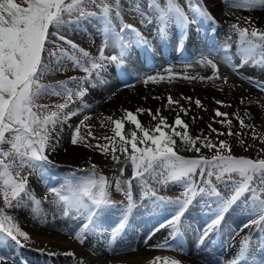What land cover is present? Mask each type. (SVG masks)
<instances>
[{
  "label": "snow or ice",
  "instance_id": "obj_1",
  "mask_svg": "<svg viewBox=\"0 0 264 264\" xmlns=\"http://www.w3.org/2000/svg\"><path fill=\"white\" fill-rule=\"evenodd\" d=\"M130 10L140 17L141 24H156V34L162 43L167 42L168 31L175 24L181 31L182 39H186L190 25L198 23L197 17L216 25L215 18L210 14L201 0H186L189 9L194 13L190 18L176 0H166L162 6L157 0H147L148 12L142 10L140 3L132 4L128 0ZM229 7L254 10L259 5L264 7V0H225ZM93 7L97 11H93ZM122 0H0V198L3 207H0V264H18L10 254H5L3 249L14 244L17 248H24L31 241L28 233L23 231L14 216L9 215L12 209H27L37 223H47V215H42L41 199L34 195L29 187V176L36 175L42 180L46 178L53 161L49 155L56 152L61 144L65 125L73 118L91 108L84 101L89 88L97 87L103 83L102 73L107 71L108 65L117 67L122 78L130 75L147 85L162 81L171 82L180 74L173 72L172 66L164 69L168 75L157 73L155 75L141 76L139 72L131 74L124 70V66L131 63L132 49L144 50L148 53L154 50L152 42L133 24L124 22L122 16ZM95 19L98 23V32L101 34L102 43L99 55L93 57L88 51L80 48L75 42L68 39L65 31L78 30L84 20ZM239 20V18H237ZM115 21H119L117 29ZM245 22L251 25L249 18ZM231 31L237 36V55L240 63H235L230 54L231 45L225 44L219 50L209 48L208 52H200L194 61L187 62L212 69L211 76H192L185 73L181 78L185 80L217 81L222 80L223 85L228 84V77L220 75L217 63L209 57L220 55L221 60L236 73L237 76L249 85L264 93V81H258L254 77L241 76L240 69L246 65L254 66L264 71V30L254 25L240 27L238 23L231 24ZM231 35L228 39L231 40ZM113 48L116 51L106 55L105 50ZM70 50V51H69ZM177 51L183 48L178 45ZM68 62L73 69H78L86 75L83 77H70L66 81H58L56 84H44L42 79L49 74L62 73L67 70ZM69 85H72L70 87ZM87 85V87H86ZM223 85L220 90L223 91ZM130 86V85H125ZM60 97L62 103H43L46 97ZM191 100L190 97H181ZM157 99V97H154ZM76 101L79 107L69 110ZM249 104H259L260 100L247 101ZM241 104L245 100L241 98ZM168 104H179L178 100L168 97ZM197 107H203L200 100H196ZM217 104L224 107L223 101ZM181 111L188 114V109L181 107ZM147 112L151 117L146 126L138 119L139 114ZM157 109L153 113L151 109L138 108L136 113L124 111L121 118L113 119L106 116L101 122V128L111 131L97 137L90 130L91 125L85 122L90 120L89 115H84L80 122L73 128L70 136L72 145L83 144L87 148L98 149L104 156L109 155L111 146V159L116 164L130 163L132 177L128 180L116 179L115 191L123 194L127 204H122L119 209V219L114 225H106L105 216L108 211L116 208V202L111 200L109 189L110 182L100 175L97 178V165L92 163V171L85 176L78 173L85 169H70L63 178L60 186L49 187L44 196V201L58 209L62 207V215L67 217L74 213L73 219H82V223L69 233L70 238L83 245L92 235H107L108 247L115 250L113 245L123 239L131 226V217L138 206L145 199L153 203L171 205L170 215L163 222L156 225L145 237V244L162 228L169 227L168 237L161 243L150 247L158 250H172L169 239L177 240L182 245L184 231L191 225L184 224L182 218L197 197H201L207 203L211 211V219L202 227L197 228L199 233L198 246L203 245L210 235L218 232L226 215L238 202H242L245 214L255 217L244 223L239 231L250 228L252 225L259 227L264 223V158L236 157L232 154L233 145L228 140L213 142L209 136L193 137L188 131V125L176 116L174 123L169 124L166 117L159 115ZM228 113L216 109L215 118L223 117V120L215 122L223 124L227 129V136L241 135V132L233 133L232 120L228 119ZM245 117H250L245 112ZM239 121L241 130L251 129L252 139H259L264 144V136L257 132V125L246 124L239 113L234 114ZM106 121L112 127L107 129ZM152 121H157L152 126ZM125 122L134 126L128 135L125 134ZM70 126V125H69ZM89 129L87 135L81 133V127ZM208 127L218 136H224L225 132H218ZM183 131H178L177 129ZM138 133L141 135L138 136ZM130 135V139H129ZM87 138L94 140H106L107 144L87 143ZM118 138V139H117ZM176 138H179L177 140ZM239 145L245 147L243 139ZM130 146V151H129ZM201 149L213 152L209 158L201 155ZM181 150L194 152L197 155L191 158L181 156ZM264 152V149L260 150ZM120 152L124 160L116 155ZM122 177L125 168L119 169ZM149 179L162 185L178 184L183 188L181 197L169 200L157 196L156 190L149 183ZM140 187V201L133 198V181ZM222 185L229 195L225 196L221 190ZM48 195L53 199L48 200ZM247 196V199L244 197ZM236 234H239L238 232ZM234 239L233 237H230ZM251 237L242 238L238 255L230 264H240L244 261H252L249 256ZM176 250H182L179 247ZM131 251H137L132 248ZM54 255V253H52ZM65 255L75 257L72 251ZM181 264V262L169 257H153L147 264ZM23 264V262H20ZM82 264V262H81ZM252 264H255L252 261Z\"/></svg>",
  "mask_w": 264,
  "mask_h": 264
},
{
  "label": "bare ground",
  "instance_id": "obj_2",
  "mask_svg": "<svg viewBox=\"0 0 264 264\" xmlns=\"http://www.w3.org/2000/svg\"><path fill=\"white\" fill-rule=\"evenodd\" d=\"M205 1L206 2L208 1L207 2V5H209L208 11L212 13L211 15L215 16V18L217 19L215 21H218V19H220L221 21H225L228 25V27H226L224 30H219L217 32L216 37H218L217 39H219L220 37V40L216 42L215 45L213 44V46L211 47L212 49L218 50L226 43L231 45V48H236L237 46H235L234 44L237 45L236 42L237 36L232 33L230 26L233 23H238L240 27H247L249 23L245 22V18H249L251 24L255 25L256 27L264 28V7L262 6L257 5L254 8V10H251L253 12H250L249 16L248 15L242 16L240 13H238L239 9L242 8L229 7L226 5L225 1L223 0H205ZM205 3L203 2L202 4L206 7ZM133 13L135 14L134 11ZM237 18H239V20ZM124 21L125 22L127 21V23L132 24L131 19L126 15ZM211 27L212 24L210 22L208 21L206 22L204 19H199L198 23L190 25V28L188 30V35L190 34L191 38L188 39L187 37L186 39H182V37L179 36L178 29H175V27L173 26L169 30V36L170 37L172 36L171 38L172 41L169 42L170 44H168L167 42L164 43L162 49L161 46L163 43L161 42L159 37L152 35L151 37H149V40L152 42L154 47L153 53H157L158 48L163 50V52H160L157 55H160L162 53L165 57L167 54L172 53V56L167 55V57H165L164 60L172 61L174 65L177 62V60H179L176 59L177 55L174 53L175 50L177 51V46L180 45L182 47L181 43L186 42L187 43L186 49H188L190 47L189 41H191V46H192L191 48L194 49H191L189 51L191 52V54L195 59L198 57V54L200 52H205V53L208 52L209 48L206 49L207 48L206 46L204 50L200 46L198 41H200L201 38H209L214 35L213 32L207 30ZM198 32L200 33L198 34ZM229 35H231L232 37L231 40L228 39ZM197 47L199 49H197ZM184 50L185 48H183V51ZM131 51H132V58H134V56L136 55L135 50L132 49ZM182 52H180V54ZM215 57L217 59L216 61L219 62L221 66L220 73L222 71L223 73L226 74L227 77L230 78V86L227 87L226 89L223 88V91H221L220 90L221 86L218 88L217 87L218 85L214 81H204L205 83L200 86L204 88V90L199 91V94L201 93V96L210 97L209 100H211L212 97H216L217 94L219 95L218 97L222 98V100L241 99V98L248 99L249 97L252 98L254 97L255 99L260 100L262 103H264V93H261L257 89H252L247 85L246 82L238 79L234 75V72L231 70V68L228 67L221 60V56L219 58L218 55H215ZM234 59L235 61L240 63V60L238 58L234 57ZM139 60L140 59H137L136 62L138 63ZM141 65L142 63H139L138 69L135 70L136 72L139 70ZM135 66L133 63L129 68L125 70L131 74ZM142 66H141L142 69L140 70L139 73L146 71V68ZM202 67L203 69L201 70V72L204 73V77L212 75V69L210 70V67H205V66ZM207 69L210 71L208 72ZM242 71L250 77H254V78L264 77V71H261L259 68L254 66L246 65L243 68H241V72ZM113 73L114 71L110 67L107 68V71L102 73L104 82L98 83L97 87L88 89V94L85 95V100H87V102H90V104L94 105L95 102H98L100 100L102 102L103 100L102 102L103 104L102 103L101 104L103 105L104 108H106L111 106L110 104L115 105L120 100H122V95L128 97L126 95H128L130 91H128L129 89L128 90L126 89L125 91L122 90L118 92L120 93L121 96L119 95L117 99L113 98V99H109V101L106 100L108 99V94L111 92L112 85L116 84L114 81H119L113 75ZM133 77L134 76L130 75L127 79L130 80L133 79ZM58 81L59 80L57 79H52L50 81H45L43 83L56 84ZM193 81L195 80H192L191 82L196 86L197 81L196 82ZM182 83L176 82V84H174L175 88L177 87L180 88V84ZM142 84L144 83L142 82ZM163 85H168V83H161V86ZM185 87L186 86L182 88ZM171 88L175 89L174 87ZM141 92L142 90L140 88L137 91V93L132 97L138 98ZM160 101L162 100L159 99V101L157 102L149 100V106H152L155 110L159 109L160 110L159 115L166 117L168 122H170L169 120L173 118L171 117V115H175V117L179 115L180 118L187 124V120L185 117L186 115L184 116L180 112L177 113L179 109L175 110L173 108H169ZM209 105H211V103ZM151 110L153 113H155L153 109ZM118 112L120 114L122 110H118ZM138 119L142 122V124L148 126L151 117L148 115L147 112H144L143 114L138 113ZM155 123H157V121H152V124ZM201 124L202 122H199L196 123L195 126H201ZM195 126L193 124H190V127L188 128V131L190 130L189 132L190 135L194 133V128L195 129L197 128ZM67 129L68 127L67 125H65V130L62 135L61 144L58 147L57 151L50 154V156L53 161H57L59 163L68 164V165H74L76 167L78 163L82 162L81 155L84 154L85 152L83 149L82 150L80 148L76 149V147H72L69 143L67 144L65 140V131H67ZM179 131H183V130L180 129ZM204 150L201 149V154L205 153ZM183 151L188 153H194L186 150ZM98 160L100 163L103 164L111 163L110 159H104L103 161H100V159ZM54 172L53 174L50 171L48 173L52 175V180H47V179L42 180L40 177L36 175H31L30 177H32V179L31 182H29V187L34 191V195L37 198L41 199L42 215L43 214L47 215L48 222L46 224L37 223V221L33 219L32 215L27 209L16 210L17 212L15 211L14 218L18 222L21 229L26 233H28L31 237V241L24 248H17L15 247L14 244H11L6 249H3L5 254H10L12 257H14L18 262V264H20V262H23V264H32V263L81 264V262L82 264H147L149 260H151L153 257L156 256H160L162 258L163 257L174 258L179 260L181 264H207L211 262L210 259L218 260L219 264H230L233 258L238 255L240 248L239 243L241 245V241L243 237L245 236L251 237V245H250V249H251V246L256 247L258 245L255 232H260V234L264 233V223L261 225L260 228L259 227L255 228V225H252L250 228L243 229L244 231H239L240 230L238 229L239 226L236 227L235 230H232V227L233 226L235 227L237 225L236 224L237 221L243 218L253 217L246 215L245 208L241 207L240 205V207L238 208L240 213L237 215V217H231L227 221H224L227 222L228 225L221 227L222 230L220 232L213 233L208 237L207 240H205L203 245L198 246L197 241H198L199 233L196 231V229L202 227L203 224L211 216V211L208 208L207 203L204 201V199L199 198L197 201H195L194 204L191 205V207L185 213L184 216V218H186L184 219L186 225H191L190 229L184 231V233L188 234L186 237L190 243L189 250H187L186 253L178 252L174 250L172 251L171 250L158 251L156 249L154 250L150 246L163 242L167 237L170 228L169 227L162 228L148 241L147 245L144 242L145 237L148 235L149 230L154 223H156L160 219H165L166 217H168V215H170L169 209L172 206L171 205L161 206L159 203H153L151 200H147V201L144 200L142 203H138V206L135 209V213H133L131 217V226L128 229L127 234L123 237L122 241L118 240L113 247L115 248V246H117L116 244L120 243L118 247L120 246L121 248H119L118 252L116 248L114 253L109 254L106 247H104L105 242L106 244H108L107 235H104L103 237L100 234L92 235L83 245H81L76 240L70 238L69 233H71L73 230H75L78 227V225L82 222V219H73V215H75L74 213H70L67 217H65L62 215V211H61L63 207L62 205L61 208L58 209L56 206L44 201V196L47 191V188L60 186L63 182V178L65 177V175H62L64 174V172H58V173H54ZM54 174H57V176L54 177ZM135 186H136V192L134 197L135 200L139 202L140 194H141L140 187L137 184V182ZM47 199L50 201L53 199V196L48 195ZM244 199H247V196H245ZM121 206L122 203L117 205L116 208H113L107 212L105 216L106 225H111V223L114 220H117L116 217H118L119 219V209L121 208ZM237 232L239 234H236ZM233 236L234 239H231L230 237ZM218 238H220V240H218ZM132 248H136L137 251H131ZM257 250L260 251L255 252L250 250L248 254L251 256L252 261H254L255 264L262 263V261L264 260V250L263 251L262 249H257ZM68 251H72L75 254V257L73 258L65 255V253H67ZM52 253H54V255H52ZM188 254L191 256L190 258L184 257V255H188ZM258 255L259 258L256 259ZM252 261H248V264H252ZM160 264H164L163 259L161 260ZM168 264H170V260Z\"/></svg>",
  "mask_w": 264,
  "mask_h": 264
},
{
  "label": "rangeland",
  "instance_id": "obj_3",
  "mask_svg": "<svg viewBox=\"0 0 264 264\" xmlns=\"http://www.w3.org/2000/svg\"><path fill=\"white\" fill-rule=\"evenodd\" d=\"M165 1L166 0H157V2L161 5H164ZM177 1H178V4L184 9V11L191 18L194 15V13L189 9L186 1L185 0H177ZM223 1H225V0H223ZM138 2L140 3L142 10L145 12H148L147 0H138ZM201 2L205 3L206 1L201 0ZM207 2L205 3V5H206V8L208 10L209 5H207ZM229 2H231V0H229ZM135 3H137V0H132V4L134 5ZM122 4H123L122 13L124 15H126L127 17H129L132 20V22L135 24V26L141 28L142 31L147 35L157 36L155 26L153 28H151L152 26H149V24H141L140 23V17L136 13L134 14L133 11L130 10V5H129L128 0H122ZM92 10L97 11V9H95L94 7ZM250 12H253V11L244 10L243 8L239 9V11H238V13H240L242 16H244V15L249 16ZM210 14H212V13L210 12ZM212 16L215 18L214 15H212ZM199 19H201V18L197 17V20H199ZM215 20H217V19L215 18ZM115 22L116 21L114 20V23ZM216 22H217L216 25L215 26L212 25V27H211L214 30H216L218 28L221 30H224L226 27H228V25L225 21H221L220 19H218V21H216ZM152 25H155V22ZM251 25H253V24H251ZM251 25L248 24L247 27H251ZM211 28H209L207 30L210 31ZM257 28L264 30L263 27H257ZM97 29H98V23L95 19L84 20L81 22L80 28L78 30H73V31H67L66 30L65 35H67L68 39L75 42L80 48H83L84 50L88 51L93 57H96L99 55V49H100L101 43H102V40L100 39V34H99ZM149 37H151V36H149ZM219 40H220V37H219V39L216 40V42H218ZM198 43H200V41H198ZM211 43H209V46L211 45ZM234 45L237 46L236 44H234ZM110 49L113 50V48H109V49L105 50L106 55H110L109 54L111 52ZM189 49H191V48H189ZM230 54L233 55V59H234V57H236L240 60L239 56L237 55V47L236 48H230ZM218 56L220 58V55H218ZM191 57H193L191 52L185 51L184 54L181 55L180 58H176L179 60H177V62L174 65H173L172 61L156 62L155 60H151V61L142 60V65H144V66H142V65L141 66L145 67L146 71L141 72L140 73L141 76L155 75L157 73H161V74H164L167 76L168 74L164 72V69L168 66H171V65L173 68V72L178 73L180 75L177 76L175 79H173L171 82L162 81L159 83H149L147 85L142 84V79H137L135 76L133 77V79H130V80L125 79V78L122 79L120 76H118L119 81H114L116 84L112 85L111 92H110L111 94L110 93H109L110 95L108 94V99H106V100L109 101V99H113V98L117 99L120 95V93H118V92H120L122 90L125 91L126 89L127 90L129 89L128 91H130V92L128 95H126L128 97H125L124 95H122V100H120L115 105L110 104L111 106L104 108L102 105L103 100H102V102H101V100L98 102H95V104L92 105V104H90V102H87V100H85V96H84V98H83L84 101H86L87 104L91 105V108L86 110V111L81 112L80 115L73 117L68 122V125H67L68 129H67V131H65V140H66L67 144L69 143L72 147H76V149L80 148L81 150L82 149L84 150L85 153L81 155L82 156V159H81L82 162L78 163L77 166L75 167L74 165H68V164L59 163L57 161H53L51 159V156L49 155L50 156L49 159L51 161H53V166L50 168L49 171L52 172V174L54 171H55L54 173L64 172V174H62V175L66 176L70 169L83 168V169H85V172H81L78 174L85 176V175H88L92 171L91 165H92V163H95L97 165V168L95 170L97 177H99L100 175H103L105 178L107 177L108 181L112 185L109 189L111 200L116 202V206L119 203H126L125 197L123 196V194L115 191L114 185H115L116 179H120L123 181V180H128L132 177V166H131V164L128 163L125 166L123 163L116 164L114 161H112V159H111V146H109V155L104 156L103 154L100 153V151L98 149L87 148L83 144L72 145L70 142V136H71V133L73 131V128L80 122V120L83 118L84 115H89L91 117V119L86 121L85 123L88 125H91L90 130L93 132V134L95 136L100 137V136L104 135L105 133L107 135H112L111 131L106 132V129L101 128V126H100L104 117L111 116L113 119L121 118L124 115L125 110L136 113L138 108L153 109V111L156 113V110L152 106H149V100L157 102V101H159V99L162 100L160 102L165 104L167 107L173 108L175 110L179 109V111L177 113L180 112L184 116H185V113L183 111H181V107H183L184 109H188L189 110L188 114L185 117H186L187 124L189 127H190V124H193L195 126L196 123L202 122L201 126H195L197 128L196 129L194 128V133L191 134L193 137H196V136L203 137L204 135H207V136H209V138L213 142H218L219 140H228L229 143H231L233 145L232 154L235 155L236 157H247V158H253V159L264 158V152L260 151L261 149H264V144H261L259 139H256V140L252 139L251 129L241 130L239 127V121L234 118V114L239 113V116L241 118H244L246 124L257 125V132L261 136H264V107H261L259 104H255V103L249 104L247 102L248 99H244L245 103L241 104L240 103L241 99H225V100H222L221 97H218L219 96L218 94L217 95L214 94V95H216V97L211 96L212 97L211 100H209L210 97L201 96V93L199 94V91L204 90V88L200 87L201 85H203L205 83L204 81H201V80L193 81V82L197 81V85L195 86V84H193L191 82L192 80H185V79L181 78L185 73H187V75L189 77L197 76V75L204 76V73L201 72V70L203 69V67L201 65L196 64V63H192L191 67L187 66V62L195 60L194 57L193 58H191ZM209 58L213 59L214 62L217 63L219 70H220L221 66H220V63L216 61L217 59H216L215 55H212ZM234 62L239 63V62L235 61V59H234ZM138 65H139V63H137V65L134 67L133 71L138 69ZM141 66L137 72H140V70L142 69ZM110 68L112 70H114L113 65ZM210 70H211V68H210ZM210 70H208V72ZM85 75L86 74L84 72H82L78 69H73L71 62H68V66H67L66 71H64L62 73H55V74H52L49 76H45L41 82L43 83L45 81H50L52 79H57L59 81H66L70 77H73V76L83 77ZM113 75H114V73H113ZM220 75H221V77L226 76V74L223 73L222 71H221ZM234 75L238 79L242 80L240 78V76L236 75V73H234ZM240 75L241 76H248L243 71L241 72V69H240ZM255 79L258 81H264V77H255ZM228 81L229 82L227 85H223L222 80H217L214 82L218 85L217 86L218 88L223 85V88L226 89L227 87L230 86V78L229 77H228ZM242 81H244V80H242ZM176 82H181V83L183 82L182 84H180V88H178L177 86H176L177 88H175L174 84H176ZM244 82H246V81H244ZM161 83H168V85L161 86ZM126 84L130 85V86L126 87L125 86ZM247 85L249 87H251L252 89H256V88L252 87L251 85H249L248 83H247ZM166 86L170 87V88H167ZM184 86H186V87L182 88ZM161 87H163V88H161ZM171 87H174L175 89H173ZM140 88H141L142 92L138 96V98L132 97L133 95H135L137 93V91ZM169 89H172V90H169ZM169 96H171L173 98V100H178L179 104L169 105L168 104V97ZM104 97H106V96H104ZM154 97H157V99H154ZM181 97H190L191 100L182 99ZM197 99L200 100L203 107H197V105L195 104V101ZM251 99L257 100L254 97L253 98L251 97ZM217 101H223V103L225 105H231V107L221 106V105L217 104ZM41 102L51 104V103H62L63 100L60 97L51 96V97L44 98ZM97 103H99V104H97ZM210 103H211V105H209ZM79 105H80V102L76 101V103H74L70 106L69 110H73V109L79 107ZM216 109H219L221 112L229 114L228 119L232 120L231 130L233 133L241 132V135L239 137L227 136L228 129L223 124L215 122L216 120H223L224 119L223 117H221V118H215L214 117V112ZM118 110H122V112L119 114ZM245 112H248L251 118L245 117V115H244ZM137 115H138V113H137ZM171 117H173V118H171L169 120L170 122H168L170 125L173 124V122L176 118L175 115H171ZM104 123L106 124L107 129H110L112 127L106 121H104ZM209 124L211 125V128L216 129L218 132H225V135L224 136H218L217 133L212 132L211 129L208 127ZM154 125L155 124H152V126H154ZM198 128H201V129H198ZM131 130H134V126L128 122H125V128H124L125 134L128 135ZM179 130L180 129H178V131ZM88 131H89L88 128L83 127V126L81 127V133L83 135L86 136ZM189 132H190V130H189ZM139 135H141V134L138 133V136ZM129 139H130V135H129ZM176 139L179 140V138H176ZM241 139L244 140L245 147H247L248 145H251V147H248L247 151H245L244 147H241L239 145V140H241ZM87 143L92 144V145H95L97 143L107 144L108 141L103 140V139L94 140L91 138H87ZM129 151H130V146H129ZM204 152H205L204 154H201V153L200 154L206 155L210 158L213 155L214 150H213V152H209L207 149H205ZM179 154L181 156L186 157V158H191V157H194L197 155L195 153L184 152L183 150H181ZM116 155L120 157L121 161L124 160V155L122 153L117 152ZM98 159H100V161H103L104 159H110L111 163L103 164V163H100ZM121 167L125 168V172H124V175L122 177L120 176V171H119V169ZM56 176H57V174H54V177H56ZM31 179H32V177L29 176V182H31ZM45 179L52 180V175L48 174ZM149 183L156 190L157 196L165 197L166 199H169V200H175L176 198L181 197V193L183 191V188L178 184L169 183L167 185H162V184L155 183V182L151 181V179H149ZM135 185H136V181L134 180L133 181V198L134 199H135L134 196H135V192H136V186ZM219 187H220L221 192L225 196L229 195V192L222 185H220ZM199 198L201 199V197H197L195 201H197ZM145 200L147 201L150 199H145ZM195 201L193 202V204L195 203ZM240 205H241V207H244V204L242 202H238L236 205L233 206V208L230 210V212L233 214L237 213ZM0 207H3L2 198H0ZM15 211H16V209L9 210L8 214L15 216ZM254 218L255 217H251V218L248 217V219H246V220L237 221V223H236L237 225L235 226V228L239 226L238 229H240L244 223H246L250 219H254ZM210 219H208V220H210ZM160 222H162V221H160ZM160 222L156 223L153 226V228L156 225H158ZM261 225L259 226V228L261 227ZM255 228H257L256 225H255ZM257 235H258V232H257ZM184 257L190 258L191 256L188 254V255H184ZM210 260H212V262H209L207 264H219L218 261H214L215 259H210ZM32 264H36V263H32Z\"/></svg>",
  "mask_w": 264,
  "mask_h": 264
}]
</instances>
